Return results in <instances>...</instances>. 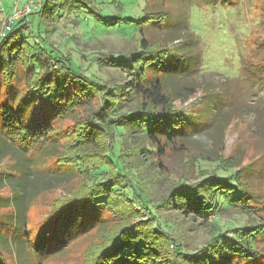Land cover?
Listing matches in <instances>:
<instances>
[{"label": "rangeland", "instance_id": "374dc122", "mask_svg": "<svg viewBox=\"0 0 264 264\" xmlns=\"http://www.w3.org/2000/svg\"><path fill=\"white\" fill-rule=\"evenodd\" d=\"M85 1L90 9L83 6L82 10L56 17L54 21H41L39 15L32 11L27 14L29 27L24 30L33 53L47 51L54 46L64 48V55L71 64L68 63L81 81L96 79L113 83L122 80V72L107 65L104 58L118 59L124 53L140 50L142 37H148L149 41L157 38L162 42L167 36L171 40L167 48L184 45L189 39L196 38L191 47L196 66L194 76L177 80L167 78L166 81H171L168 90L172 110L184 118L182 127L188 129L200 122L204 124L202 131L188 137L186 151L169 152L160 158L161 168L157 166L154 154L132 153L136 149L135 143L141 140L136 133L122 135L117 142L118 148L128 149L136 184L150 194L151 201L159 200L180 177L186 181L195 180L202 169L212 168L216 164L213 159L217 158H230L231 165L244 167L249 186L264 197V0ZM15 2L1 0V20L14 14ZM162 12L163 16H158ZM188 32L194 35H188ZM15 83L23 91L30 90L24 81L16 79ZM87 89L79 91L74 82L69 83L63 94L64 109L53 123L50 122L52 130L46 136L31 140L22 139L17 128L11 129L6 118L14 116L13 105H10L11 100H5L7 89L2 91L0 124L4 130L16 135L18 143L27 142L28 154L33 158L53 141H59V154L64 155V159L40 155L36 170L38 176L31 177L25 184V189H28L25 197L31 199L23 219L24 229H19L12 207L1 206L11 195L7 174L13 178L18 174L12 168L17 165L18 153L14 150L0 156V260L3 264H93L99 252L108 247L112 233L120 225L130 223L145 229L151 228L155 222L154 219H146L147 213L143 208L134 202L126 205L118 195L111 204L114 211L110 207H102L96 214L98 218L91 219V222L80 219L76 225L82 230H75L74 223L65 217L54 219L73 194L77 197L87 194L85 175L67 169L66 159H71L74 152L79 151L86 153L88 161L98 162L107 149V137L102 133H94L89 138L91 140L80 134L85 116L99 105L98 92ZM134 104L132 101L129 107ZM207 105L209 110H206ZM76 139H80L77 149L74 147ZM215 151L216 154L213 153ZM208 155L212 160H204ZM47 163L56 164L62 173L70 171L68 180H50L55 186L47 189V176L43 175L46 171L43 165ZM121 189L130 194L131 186L124 185ZM88 210L93 209L90 207ZM159 214L166 229L191 252L211 237L213 220L222 226L220 232L228 223L233 226L248 223L245 215L235 211L210 214L207 219L200 216L191 218L172 208L160 210ZM56 223L64 225V231L75 232L72 239L64 240L60 250L56 249L59 243L46 239L52 235ZM43 237V245L50 244L52 249L47 256L38 248L30 249ZM151 241L155 256L165 258L161 253L165 241L158 236L152 237ZM257 246L259 255L253 264H264V241ZM157 247L160 250H156Z\"/></svg>", "mask_w": 264, "mask_h": 264}, {"label": "trees", "instance_id": "16d2710c", "mask_svg": "<svg viewBox=\"0 0 264 264\" xmlns=\"http://www.w3.org/2000/svg\"><path fill=\"white\" fill-rule=\"evenodd\" d=\"M40 1L34 13L39 15L41 21H54L56 17L71 15L82 10L83 6L90 9L85 0ZM28 15L12 20L8 29H4L3 20L0 19V98L6 88L5 100H11L10 105H13L14 116L6 118L11 129L20 130L19 135L26 140L46 136L52 130L51 123L64 109L65 88L74 82L79 91L89 88L99 94V105L85 116L80 134L88 140L96 132L107 137V149L101 154V161L90 162L86 159V153L79 151L74 152L71 159H66L67 169L85 175L84 188L87 194L82 197L73 194L57 211L54 219L65 217L74 223L75 230H82L76 225L80 219L90 221L98 218V210L102 207L111 208L115 195H118L126 205L134 202L143 208L147 220H155L151 228L145 229L130 223L120 225L112 233L108 247L99 252L93 264H164V260H168L166 264H253L259 255L257 244L264 241V197L249 186L244 167L231 165L230 158L213 159L216 164L212 168L202 169L195 180L186 181L180 177L159 200L152 202L150 194L136 184L128 149L117 146L122 135L136 133L141 140L135 143L136 149L132 153L154 154L158 160L157 166L161 168L160 158L169 152L186 151L184 149L188 137L202 131L204 124L200 122L188 129L182 127L184 118L172 110V98L168 90L171 81H166L167 78L177 80L194 76L196 66L191 47L196 38L189 39L184 45L167 48L171 43L167 36L163 37L162 42L157 38L149 41L148 37H142L140 50L124 53L118 59L104 58L107 65L122 72V80L113 83H103L96 79L81 81L74 74L70 59L64 55V48L54 46L47 51L33 53L27 44V34L24 33L29 27ZM158 16L162 17L163 12ZM164 29L167 30L168 26L165 25ZM188 35L194 34L188 32ZM178 38L181 39L180 36ZM181 53L183 55H176ZM15 78L24 81L30 90H21ZM132 101L135 104L129 107ZM206 110H209L208 105ZM17 141V136L8 134L0 124V156L13 153L14 150L18 153L17 165L12 167L18 174L15 178L7 174V183L12 187L11 195L1 206L12 207L19 229H24V217L31 199L25 197L28 195L25 184L31 177L38 176L36 170L40 155L49 154L56 159H64V155L59 154V141L44 147L35 158L28 154L27 142ZM74 144L75 149L79 148L80 139H76ZM210 157L208 155L204 160H212ZM43 167L46 170L43 175L47 176V189L55 186L50 180H68L70 171L62 173L56 164L51 163ZM124 185L131 186L128 191L130 194L121 189ZM90 207L93 210H88ZM167 208L185 213L191 218L200 216L204 219L210 214L235 211L245 215L248 223L238 226L228 223L226 229L220 232L222 226L213 220L211 237L191 252L166 229L159 211ZM111 209L114 211V207ZM54 227L52 235L46 239L59 243L56 249L60 250L64 240L72 239L75 232L64 231V225L59 223L54 224ZM226 231H230V234L227 235ZM155 236L165 241L161 252L165 258L158 259L154 254L156 251L152 250L151 239ZM43 241L44 237L40 243L32 244L30 249L38 248L41 254L47 256L52 249L50 244L43 245ZM155 249L160 250L159 247ZM0 264H3L1 260Z\"/></svg>", "mask_w": 264, "mask_h": 264}, {"label": "built area", "instance_id": "2783aa9c", "mask_svg": "<svg viewBox=\"0 0 264 264\" xmlns=\"http://www.w3.org/2000/svg\"><path fill=\"white\" fill-rule=\"evenodd\" d=\"M19 0H16L15 5L17 6L14 14L10 17V18H5L3 21L4 23V29H8L9 28V23L19 17L25 16L28 13H30L31 11H33L34 9L38 8L41 1L40 0H22L23 4L20 7L18 4ZM0 10H2V6H1V0H0Z\"/></svg>", "mask_w": 264, "mask_h": 264}, {"label": "crops", "instance_id": "0c3cea01", "mask_svg": "<svg viewBox=\"0 0 264 264\" xmlns=\"http://www.w3.org/2000/svg\"><path fill=\"white\" fill-rule=\"evenodd\" d=\"M20 3L22 4V3H23V1H22V0H19L17 5H19V6H20ZM34 10H35V9H34ZM34 10H33V11H34Z\"/></svg>", "mask_w": 264, "mask_h": 264}]
</instances>
